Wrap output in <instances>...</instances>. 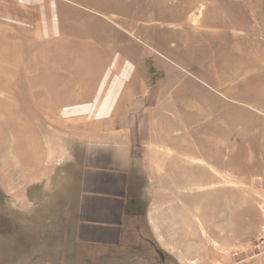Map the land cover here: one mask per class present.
Returning a JSON list of instances; mask_svg holds the SVG:
<instances>
[{
    "label": "rangeland",
    "instance_id": "obj_1",
    "mask_svg": "<svg viewBox=\"0 0 264 264\" xmlns=\"http://www.w3.org/2000/svg\"><path fill=\"white\" fill-rule=\"evenodd\" d=\"M58 2V38L0 36V264H264V0ZM37 7L0 0V23L29 38L51 24ZM164 58L187 78L137 131L149 252L71 259L81 142L124 67L166 81Z\"/></svg>",
    "mask_w": 264,
    "mask_h": 264
},
{
    "label": "crops",
    "instance_id": "obj_2",
    "mask_svg": "<svg viewBox=\"0 0 264 264\" xmlns=\"http://www.w3.org/2000/svg\"><path fill=\"white\" fill-rule=\"evenodd\" d=\"M33 3L38 5L42 19H51L46 30L20 38L14 28L0 23L2 38L11 43V37L18 36L13 45L58 38V0H33ZM7 22L11 24V20ZM155 65L166 70V81L160 76L155 78L157 72L152 73L151 66L142 67L146 68L144 72L132 63L124 67L121 78L112 82L110 94L105 96L117 103L97 121L95 133L81 142L76 185L67 206L69 216L62 226L69 246L65 252L71 259L73 253L81 260L123 256L133 243L139 244L142 252H149L148 242L153 239L147 235L153 232L150 230L153 225L148 216L150 207L141 190L144 148L137 140V131L152 124L156 110L168 104L172 94L181 91L180 86L187 78L178 76L175 63L166 58L155 60L154 69ZM113 68L116 66L110 69ZM106 76L105 73V81L99 83V99L107 91ZM114 92L116 96L112 95Z\"/></svg>",
    "mask_w": 264,
    "mask_h": 264
}]
</instances>
